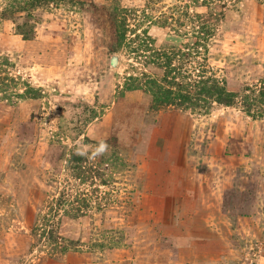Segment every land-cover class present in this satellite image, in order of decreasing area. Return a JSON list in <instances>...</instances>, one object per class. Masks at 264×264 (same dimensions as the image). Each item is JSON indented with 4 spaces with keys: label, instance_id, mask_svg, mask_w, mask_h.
<instances>
[{
    "label": "rangeland",
    "instance_id": "rangeland-1",
    "mask_svg": "<svg viewBox=\"0 0 264 264\" xmlns=\"http://www.w3.org/2000/svg\"><path fill=\"white\" fill-rule=\"evenodd\" d=\"M57 1L0 0V264H264V0Z\"/></svg>",
    "mask_w": 264,
    "mask_h": 264
},
{
    "label": "trees",
    "instance_id": "trees-1",
    "mask_svg": "<svg viewBox=\"0 0 264 264\" xmlns=\"http://www.w3.org/2000/svg\"><path fill=\"white\" fill-rule=\"evenodd\" d=\"M30 1H34L35 3L34 4H31L28 2L22 3L24 5L21 7V9L22 10L33 9V8L37 7L38 4L40 5L42 3V0H30ZM52 1H57V0H52ZM7 13H8V10L2 14L3 19H11V17H10L11 10H10L8 15H7ZM164 82L167 83V80H164L163 83ZM149 84L152 85L153 87H159V83L155 82V81L150 82ZM162 89H163V87H162ZM156 93H158V92H156ZM163 93H170V92L165 90ZM234 99H235V96L230 94V93L219 92V93H217V96L215 97V100H213V101L217 102L218 104H222V105H226V106H232L234 104ZM165 100L166 101L163 102L164 105H166V106L173 105L170 103V100H167L166 98H165Z\"/></svg>",
    "mask_w": 264,
    "mask_h": 264
}]
</instances>
